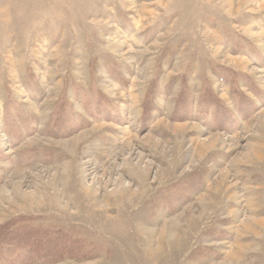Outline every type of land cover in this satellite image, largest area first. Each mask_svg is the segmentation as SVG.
Here are the masks:
<instances>
[{"label":"rangeland","instance_id":"1","mask_svg":"<svg viewBox=\"0 0 264 264\" xmlns=\"http://www.w3.org/2000/svg\"><path fill=\"white\" fill-rule=\"evenodd\" d=\"M14 218L81 255L0 264H264V0H0Z\"/></svg>","mask_w":264,"mask_h":264},{"label":"trees","instance_id":"2","mask_svg":"<svg viewBox=\"0 0 264 264\" xmlns=\"http://www.w3.org/2000/svg\"><path fill=\"white\" fill-rule=\"evenodd\" d=\"M190 97V91H181L173 114L176 119L186 117L184 114H179V108L187 107L190 113L189 107L192 102ZM207 101L216 106L217 112L221 100L212 95ZM16 250H23L33 261L45 262L68 256L76 258L81 255L75 240L65 238L61 230L55 231L36 225L30 218H14L0 225V258L7 252Z\"/></svg>","mask_w":264,"mask_h":264}]
</instances>
